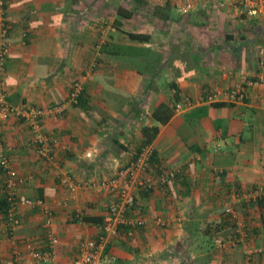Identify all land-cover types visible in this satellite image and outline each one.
I'll return each mask as SVG.
<instances>
[{
    "label": "crops",
    "instance_id": "obj_1",
    "mask_svg": "<svg viewBox=\"0 0 264 264\" xmlns=\"http://www.w3.org/2000/svg\"><path fill=\"white\" fill-rule=\"evenodd\" d=\"M2 1L10 20L8 104L48 109L66 101L74 82L84 90L60 118L42 121L52 161L39 158L24 119L1 123L13 167L26 182L14 238L0 212V264H73L81 244L101 227L77 221L75 213L104 220L112 200L107 191L88 188L89 181L110 179L136 158L145 140L141 130L152 126L159 132L147 178L156 181L163 171L174 177L164 187L136 193L128 214L147 223L121 228L107 248L116 264H264V211L256 202L234 203L231 197L234 190L264 186V92L249 87L238 104L198 102L258 71L264 16L218 10L215 0H196L185 15L162 0ZM132 33L151 40L134 41ZM176 97L197 104L174 108L167 123L154 121V112L163 104L173 107ZM64 174L80 185L75 193L62 187ZM4 189L0 167V197ZM26 198L43 199L52 208L59 239L54 260L25 253L29 241L40 252L48 250L45 217L26 207ZM231 203L236 218L229 222L225 210ZM17 249L24 253L20 262Z\"/></svg>",
    "mask_w": 264,
    "mask_h": 264
},
{
    "label": "built area",
    "instance_id": "obj_2",
    "mask_svg": "<svg viewBox=\"0 0 264 264\" xmlns=\"http://www.w3.org/2000/svg\"><path fill=\"white\" fill-rule=\"evenodd\" d=\"M171 1L180 15L191 13L195 10L196 0H162ZM219 9H235L241 15L250 18H260L264 16V0H216ZM10 20L7 17L4 2L0 0V167L5 173V189L4 194L9 204L7 211V228L10 235L14 238L15 228L19 225L17 219V210L20 198V188L25 184L26 180L21 178L13 167L12 160L8 155V149L5 146L1 123L7 121L11 117H19L26 121L28 127L33 134V143L39 158L47 161L54 159V150L48 138L42 133V121L47 116L60 118L65 111L66 106L77 105L83 93L84 86L81 82H74L66 101L52 108L42 109L34 107H12L7 102V93L5 89L4 72L5 61L9 52L8 28ZM258 71L253 77L242 76L241 83L235 85L230 90L213 92L207 96L198 99L199 103H243L247 97V89L249 87L264 92V47L258 51ZM264 101V99H263ZM195 104L191 98L186 97L176 105V112L191 108ZM156 149L153 143L145 144L141 147L136 158L127 163L125 166L117 170V173L110 179L97 182L89 181L88 188L93 190L107 191L111 196V203L108 207L107 215L100 227L99 234L93 239L85 240L80 247V253L74 260L73 264H116L117 256L114 253L107 252L108 246L120 234L121 228L124 227H142L147 221L140 217H130L128 212L135 204L136 193L149 192L157 185L164 187L174 174L163 171L156 181L147 178L152 164V158ZM88 159H93L92 153H87ZM62 187L70 193H75L80 185H77L72 177L64 174L61 177ZM231 197L234 203H251L262 202L264 211V186L257 187L249 191H232ZM23 204L31 209H39L45 217L43 225V233L48 241V250L40 252L38 245L29 241L25 243V253L29 254L36 260L49 262L54 260L55 247L59 243L58 237L53 230L54 214L50 205L43 199L23 200ZM225 213L235 220V209L233 204L226 206ZM75 218L81 220V214L75 213ZM158 223L162 224V219H158ZM218 244H222L221 240H217ZM14 258L20 262L24 258L21 249L14 251Z\"/></svg>",
    "mask_w": 264,
    "mask_h": 264
},
{
    "label": "trees",
    "instance_id": "obj_3",
    "mask_svg": "<svg viewBox=\"0 0 264 264\" xmlns=\"http://www.w3.org/2000/svg\"><path fill=\"white\" fill-rule=\"evenodd\" d=\"M136 1H138V0H136ZM130 37L134 41H138L141 43L149 42L151 40L150 36H148L146 34H142V33H132V34H130ZM4 69H5V67H4ZM81 100H82V98L80 99V101ZM178 103H179V101H178V98L176 97V100L173 104V107L171 105H168V104L161 105L153 114L154 121L161 122V123H167L172 118L173 113H174V108H176V105ZM219 105H223V104H219ZM169 109L171 112H169ZM162 115H165V116L162 117ZM158 132H159V129L157 126L156 127L155 126L143 127L141 130L142 137L145 139L143 142L144 143L143 145L152 143L154 141V139L156 138V136L158 135ZM153 159H154V156L152 158V161H153ZM256 204L263 210V203L262 202H258V203L256 202ZM8 207H9V204L7 202V197L5 194H3L0 197V212L5 217L6 220H7ZM226 216L230 222V219H229L227 214H226ZM74 217H76V216L74 215ZM76 220L78 221V218H76ZM81 220L86 221V222L96 223L99 225H102V223L104 221L102 217L97 218V219L96 218L92 219V218L82 217V216H81ZM124 228L131 229V227H124ZM132 228H134V227H132ZM107 252H108V250H107ZM183 264H191V263L187 262V263H183Z\"/></svg>",
    "mask_w": 264,
    "mask_h": 264
},
{
    "label": "rangeland",
    "instance_id": "obj_4",
    "mask_svg": "<svg viewBox=\"0 0 264 264\" xmlns=\"http://www.w3.org/2000/svg\"><path fill=\"white\" fill-rule=\"evenodd\" d=\"M214 4L216 5L217 9L219 10V8H218V6H217V2H216V0H215V3H214ZM220 10H222V9H220ZM231 25H232L233 28L235 27V24H234V23L231 24ZM231 25H230V27H226V28H227V29H229V28L231 29V28H232ZM219 28H220V26H219L216 30H220ZM227 29H226V30H227Z\"/></svg>",
    "mask_w": 264,
    "mask_h": 264
}]
</instances>
